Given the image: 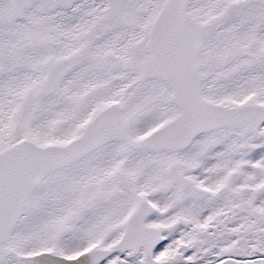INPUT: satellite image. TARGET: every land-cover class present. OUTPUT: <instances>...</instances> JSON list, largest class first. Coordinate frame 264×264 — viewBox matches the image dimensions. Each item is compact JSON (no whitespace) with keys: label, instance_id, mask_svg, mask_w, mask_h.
Here are the masks:
<instances>
[{"label":"snow or ice","instance_id":"obj_1","mask_svg":"<svg viewBox=\"0 0 264 264\" xmlns=\"http://www.w3.org/2000/svg\"><path fill=\"white\" fill-rule=\"evenodd\" d=\"M0 264H264V0H0Z\"/></svg>","mask_w":264,"mask_h":264}]
</instances>
